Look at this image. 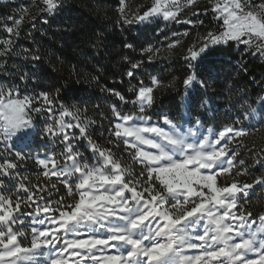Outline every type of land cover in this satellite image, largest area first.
Here are the masks:
<instances>
[{
    "label": "snow or ice",
    "instance_id": "obj_1",
    "mask_svg": "<svg viewBox=\"0 0 264 264\" xmlns=\"http://www.w3.org/2000/svg\"><path fill=\"white\" fill-rule=\"evenodd\" d=\"M42 2V11L49 14L62 6L60 0ZM209 2L220 27L207 31L188 48L186 89L195 83L206 87L197 67L213 46L236 42L254 48L253 54L264 55V3ZM193 4L195 0H153L148 10L135 16V21L162 18L177 24H202L203 21L179 19L183 9ZM208 11L204 9L205 14ZM120 12H124L123 0ZM7 19L13 26L5 25L6 32L19 37L23 16ZM123 19L128 24L134 22L126 16ZM178 43L174 41L169 47ZM145 51L150 52L151 48ZM12 53V39L0 41V57H10ZM6 64V59L0 62L5 72ZM139 68L140 63H132L127 77L134 78ZM212 72L208 69L209 76ZM19 79L27 84L28 74H21ZM140 84L138 90L132 89L135 99L131 101L138 111L122 114L113 105L115 119L109 129L117 146L122 143L132 160L142 166L138 175H133L111 149L93 142L88 131L93 122L81 121V110L75 104L66 105L47 92L22 94L18 86L6 88L0 84V143L20 158L37 135L42 142L50 139L63 144V164L55 159V152L37 159L44 169L43 176L60 179L71 198L69 201L62 196L53 201L54 183L29 187L24 183L28 178L19 176L18 165L4 159L0 163V264H264V215L254 218L239 207L241 198L248 195L246 189L253 185L235 181L218 184L219 178L231 175L234 167L235 152L229 155L228 143L233 136L246 134L245 130L233 126L217 132L206 129L207 134L200 127L189 126L185 130L167 113L153 122L151 116L144 115L153 105V87L143 86V81ZM158 84L153 77L152 85ZM106 90L128 102L120 92ZM40 101L43 103L37 107ZM188 103L190 106L191 101ZM204 106H208L207 101ZM33 112H44L47 119L33 122ZM257 115L264 121V101L259 109L247 111L248 119ZM239 118L243 119L244 114H239ZM41 122L44 128L38 132ZM196 123L200 125L201 121ZM82 140L87 141L86 148L80 144ZM84 151L91 153L87 160ZM14 178L15 199L3 194L5 190L12 191L6 189L5 180L11 182ZM256 183L264 185V180ZM24 208L32 211L25 213ZM26 229L31 233L27 244Z\"/></svg>",
    "mask_w": 264,
    "mask_h": 264
},
{
    "label": "trees",
    "instance_id": "obj_2",
    "mask_svg": "<svg viewBox=\"0 0 264 264\" xmlns=\"http://www.w3.org/2000/svg\"><path fill=\"white\" fill-rule=\"evenodd\" d=\"M206 1L202 2L206 5ZM62 3L54 14L36 13L22 25L17 45L25 47L27 54H38L47 79L59 85L69 100H78L81 105H86L91 110V119L98 124L105 123L101 130L103 135L111 126L110 105H120V100L106 89H114L124 95L128 102H123L121 107L131 112L132 89H136L141 81L145 85L150 84L152 75L156 76L159 84L153 86V105L146 109L145 114L159 118L161 111L166 110L170 116L180 117L184 80L189 75L185 61L187 50L197 39L195 32L204 34L220 23L212 18L209 11L202 14L210 4L203 8L199 2L192 7L198 11L197 21L201 19L203 23H195L193 28L186 26L190 33L173 48H165L162 47L165 40L161 38L168 34L172 25L162 28L158 34L155 32L157 23L139 26L134 16L119 12V0H62ZM254 3H264V0H254ZM13 6L12 3H0V37L6 35L2 23L14 12ZM124 16L134 22L125 23ZM126 44H131L132 48L125 47ZM148 48H151L150 52L145 51ZM132 63H140V68L135 70L134 78L129 79L126 73ZM208 69L213 70L211 76ZM197 74L206 87L194 86L189 111L194 116H202L206 124L212 122L215 127L236 125L239 114L255 105L261 95L264 59L252 55L251 51L240 54L230 42L225 47L217 45L210 48L199 62ZM204 98L216 106L209 117L205 116L207 108H201ZM227 102H231V107L223 111ZM240 121L242 124L245 122L244 119ZM245 126L246 134L233 138L229 144L236 161L231 175L220 177L218 184L235 181L253 185L247 197L241 198L239 207L257 218L264 213V185L256 183L264 180V121L260 118L251 120ZM108 138L115 144L104 145L115 156H120L122 143L117 146L112 134ZM240 160L244 163L240 164ZM24 177L30 182H34L36 177L46 183L56 180H47L37 173H27ZM57 187V197L66 199L64 187L60 183Z\"/></svg>",
    "mask_w": 264,
    "mask_h": 264
},
{
    "label": "rangeland",
    "instance_id": "obj_3",
    "mask_svg": "<svg viewBox=\"0 0 264 264\" xmlns=\"http://www.w3.org/2000/svg\"><path fill=\"white\" fill-rule=\"evenodd\" d=\"M119 1H120V4L118 6V9L120 12L121 0H119ZM202 1L203 0H195V4L188 6V7H185L183 9V11L179 14V19H181V20L191 19V20L197 21V17H196L197 14H194V13H198V11L197 10L194 11L192 9V7H194L199 2L202 3L201 6L203 8L206 7V5L210 4L209 0L206 1V5ZM0 3H2V4L12 3L15 5L12 7V11L14 10V12L12 14H9L8 17L13 16L16 19H19L21 16H23L21 27L28 20L32 19L34 14H36V13L44 12L46 14H49L46 11H42V9L45 8V5L43 4L42 0H0ZM60 3H61V5L63 4L62 0H60ZM152 3H153V0H123V7H124L123 15L130 14L131 17L134 16V19H135L136 15H142L144 11L148 10V8L151 7ZM181 3H185V0H181ZM256 4H258V3H256ZM208 9L210 12L209 14L212 16L213 19L216 20L215 14L212 13L210 10L211 4H210V7H208ZM257 11H259V9H257ZM202 14H205V12L203 11ZM131 17H129V18H131ZM193 17H195L196 20ZM199 21H201V19ZM136 23L139 26H143L145 24L157 23L156 24L157 27L155 30L156 34H158L162 28H166V27H169V25H172L171 29L170 30L168 29V34L165 35V37L161 38V40H165L164 41L165 45L162 46L165 48H173V47H169V45L172 44L174 41L180 42L183 39V37L185 36V34H184L185 32L190 33V29H185V27L189 26V27L193 28V26H194L193 24H188V23L177 24V23L172 22V21H164L162 18L159 20L152 19V20H149L146 22H136ZM220 23H218L217 27L209 29V30H212V31L217 30L220 27ZM2 24H3L2 28H4L5 32H6L5 25L13 26L12 21L8 20V19H6V21H4ZM21 27H20L19 31H21ZM194 31H196L195 28H194ZM173 33H178V35L174 36V35H172ZM204 34H201L198 31L195 32L194 36L197 37V39L189 47H191L193 44H197L199 37L204 35ZM19 37H21V35H19ZM19 37H15L14 35L10 36L7 32H6L5 36L0 37V41L7 40V39H12V41H13V53H12V55L10 57H5V58L0 57V62L4 61L5 59L7 60V64L5 65V67L7 68V72H5V70L3 68H0V84L4 85L6 88L9 85L18 86L21 89L22 94L27 92L30 95H38L41 92H47L51 98L57 99L58 101H63L66 105L75 104L81 110V116H80L81 121H83V122L92 121L93 122V123H90L89 127H88V131L91 133V139L93 140V142L98 144L102 148H105V149H107L106 145H104L105 143L115 144V142L113 143V141L108 138V135L111 134L109 129L112 127V123H111V126L107 128L108 133L103 135L101 130H103L102 128L105 126L104 125L105 123L102 122V123L98 124L96 121L91 119V117H92V114H90L91 110L89 111V109L86 105H84V104L81 105V103H79L78 100H73V99L69 100V98L66 97V94L60 89L59 85L51 83V80L47 79V77L44 75V73H43L44 68L40 66L39 60H33L32 59L33 56H39V55L38 54L32 55V53H30V52H29V54H27L25 51L27 49L25 47L17 45ZM176 45L177 44H175V46ZM219 46L225 47V45H223V44L219 45ZM233 46H234V50L238 51L240 54L251 51L252 55H256L257 57L264 59V55H262L260 53L253 54L255 51L254 48H248L242 44H237L236 42H233ZM187 52H188V50H187ZM23 73L28 74L27 84H25L24 82H22L19 79V77ZM153 77L156 78L155 75H152L150 78V80H151L150 84H146V85L143 84V86L153 87L154 86V85H152V78ZM32 78H34V80ZM195 85L201 87L199 85V83H195V84L189 86V88H187V89L185 88V91L182 94L183 97L181 98V108H180L181 114H180L179 118H177L175 116H170L166 110L161 111L162 112L161 114L167 113L169 115L170 119H173L175 121V123L178 125H183L185 130H187V128L189 126H191L193 129L200 127L201 131L205 132V134H207V132L205 131L206 129H212L213 132H217L220 129L224 128L225 126H233L237 129H244L246 131L245 125L247 123H250L251 120H259V118H260L259 115H257L256 118H254V119H248L247 118V111L250 108H254V109L260 108V102L264 101V83L262 86L261 95L259 96V99L257 100L256 104L253 106H249L248 109L243 112V114H244L243 119L245 122L242 124V123H240L241 122L240 119H237L236 125L226 124V125H222L221 127H215L212 122L209 124L208 123L206 124L203 122L202 116H196V115L194 116L191 113V111H189L192 103L189 106L188 101H191L190 94L194 93V86ZM140 86H141V84L139 83V85L137 86L136 89L138 90V88ZM202 88H204V87H202ZM57 90H59V91L57 92ZM114 97H116V96L114 95ZM116 98L119 99L118 97H116ZM134 99H135V93H133L132 100H134ZM205 101L208 102L207 107L204 106ZM123 102L124 101L120 100V105L112 103L109 107L111 110V113H112V106L113 105H116L117 109L122 114L134 113V112L138 111V106L137 105L132 106L133 103H131V108H133V109L131 110V112H127L126 108L121 107ZM42 103H43V101H40L39 103L36 104V106L39 107V106H41ZM228 107H231V102H227L226 106L222 110L224 111ZM201 108H202V110H203V108H207L208 112L205 113V116L209 117V116H211V114L216 109V106L212 103V101H209L207 98H204L201 101ZM55 112L58 115V113H59V105L58 104L55 106ZM31 115L33 117V122H35L36 120L43 121V120L47 119V116L44 112H42L40 114L33 112V113H31ZM144 115H146V114L144 113ZM146 116H150V115H146ZM110 119H111L110 120L111 122L115 119L113 114H112V117ZM66 120H71V117H66ZM152 120H153V122L159 121L160 117L159 118L152 117ZM197 120L201 121L200 125H197V123H196ZM49 122L51 123L52 121H49ZM43 128H44V124L42 122L37 125V131L38 132L41 131ZM235 137H237V136H233L230 139V141ZM113 138H114V140L116 139L114 136H113ZM230 141H229L228 147H227L229 155L232 154V151H230V148H229ZM74 143H75V141H74ZM80 144H82L84 146V148L87 147V141L86 140L80 141ZM44 145H46V147ZM62 149H63V144L58 143V142L53 143L50 139H45L42 142L41 138L37 135L33 139V142L31 144L30 149L26 148L23 152V158H20V157H17L15 152L12 151L11 149L5 150L4 145L2 143H0V163H2L4 159H8V160L15 162L18 165L17 171L19 173V176H22V177H24V174H27V173H31L32 175H35L37 173V174H40L41 176H43L42 172L44 169L38 163L37 158L38 157L42 158L45 153L55 152L56 153L55 159H57L61 164H63L64 161H63V157L61 156ZM82 151H83V149H82ZM84 156H85V160H87L88 157L91 156V153L84 151ZM117 157L121 160L122 164H124V163L127 164L126 166L131 170L133 175H138L140 173L142 166L137 164V163H134V161L131 158V155L124 150V145L122 148L121 155L120 156L118 155ZM24 161L30 162V164H21V163H24ZM88 162L91 163V161H88ZM233 163L235 164L236 161L234 160ZM27 167H29V168L27 169ZM49 167H51V165H49ZM50 178H54L56 180L49 182V183H46V182H41L40 179H38L36 177L34 182H30L27 179L25 184H27L29 187H31L32 185H36V184H39L40 186H45V185L50 186L51 184L54 183L56 185V190H53L51 192V199L53 201H56L57 199L60 198V197H57V195H56L58 192L57 186L60 183L64 187V190H65L66 195H67V189L64 186V184L61 182V180L58 179L57 177H45V179H47V180H49ZM16 183H17L16 178H14L11 182H8L7 180H5L6 189H11L12 191L9 192V191L5 190V191H3V194L6 196L11 195L13 197V199H15V196L17 195ZM239 185H244V184H239ZM249 189H246V191L248 193L250 191ZM21 195H22V193H21ZM37 195H40V194L37 193ZM43 195L45 196V199L48 198L47 192H45ZM66 199H68L70 201L71 198H69L67 196ZM39 203L43 204V201H39ZM24 211L26 213L28 211H32V209L24 208ZM261 215H264V213H262ZM26 223H29V221L27 219H26ZM257 223H258V220H257ZM26 231H28V233H29V239L24 241L25 244L29 243L30 238H31L30 229H26ZM189 254H191V253H189ZM41 259L46 260V257H42Z\"/></svg>",
    "mask_w": 264,
    "mask_h": 264
}]
</instances>
